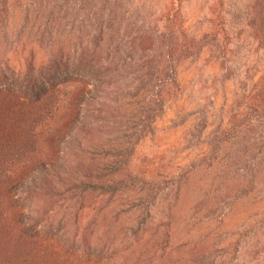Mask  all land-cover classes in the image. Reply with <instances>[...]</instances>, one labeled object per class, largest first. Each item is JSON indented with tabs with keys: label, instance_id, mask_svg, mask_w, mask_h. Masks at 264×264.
Segmentation results:
<instances>
[{
	"label": "rangeland",
	"instance_id": "rangeland-1",
	"mask_svg": "<svg viewBox=\"0 0 264 264\" xmlns=\"http://www.w3.org/2000/svg\"><path fill=\"white\" fill-rule=\"evenodd\" d=\"M204 4L183 0L190 33L200 30L192 16ZM35 16L25 20L15 9L0 26V66L19 69L30 51L48 58L53 47L38 40L43 22ZM200 65H178L180 94L140 136L132 133L143 112L132 97L110 95L104 111L89 117L93 126L74 125L59 144L45 136L67 122L65 109L49 123L26 115L27 107L0 104V264H264V249L257 250L264 246V155L244 177L228 158L202 157L199 105L211 101L213 90L202 85L214 67ZM235 84L221 101L232 100ZM20 211L38 223L37 238L18 234Z\"/></svg>",
	"mask_w": 264,
	"mask_h": 264
},
{
	"label": "trees",
	"instance_id": "trees-1",
	"mask_svg": "<svg viewBox=\"0 0 264 264\" xmlns=\"http://www.w3.org/2000/svg\"><path fill=\"white\" fill-rule=\"evenodd\" d=\"M15 9L24 12L25 20L36 11V21L43 22L39 27L44 26L35 34L53 49L42 61L30 51L19 69L0 66V104L27 107L26 115L39 113L49 123L65 109L67 122L48 130L45 140L59 144L66 130L85 127L91 115L104 111L110 95L113 101L136 100L143 114L132 134L144 135L181 92L178 65L199 60V66L214 67L202 85L213 90L211 101L199 105L202 157L228 158L226 164L244 177L251 162L264 155V0H205L199 15L192 16L199 19L196 33L188 31L183 0L160 5L156 0H0V26ZM56 36L68 43H57ZM240 42L246 44L242 51L236 48ZM234 81L232 100L221 101ZM53 96L54 104L45 107ZM70 110L75 111L68 115ZM15 223L19 235L42 233L21 211ZM55 244L61 246L57 239Z\"/></svg>",
	"mask_w": 264,
	"mask_h": 264
}]
</instances>
